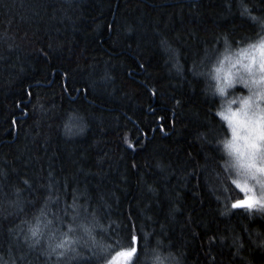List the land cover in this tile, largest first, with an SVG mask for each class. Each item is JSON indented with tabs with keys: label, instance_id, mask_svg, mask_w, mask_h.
<instances>
[{
	"label": "trees",
	"instance_id": "1",
	"mask_svg": "<svg viewBox=\"0 0 264 264\" xmlns=\"http://www.w3.org/2000/svg\"><path fill=\"white\" fill-rule=\"evenodd\" d=\"M249 28L225 0H0V258L42 264L10 229L53 196L54 213L75 201L95 215L110 249L264 264V215L233 209L242 197L217 171L211 102L168 71L176 48L188 67Z\"/></svg>",
	"mask_w": 264,
	"mask_h": 264
},
{
	"label": "clouds",
	"instance_id": "2",
	"mask_svg": "<svg viewBox=\"0 0 264 264\" xmlns=\"http://www.w3.org/2000/svg\"><path fill=\"white\" fill-rule=\"evenodd\" d=\"M225 9L247 21L249 30L238 36L219 34L188 67L176 48L168 71L178 78L188 73L200 81V92L211 102L216 126L209 143L217 171L225 183L237 181L246 188L251 206L245 208L250 216L253 211L264 215V0H225ZM54 203L55 198L49 196L43 207L10 229L14 241L39 253L42 264H75L86 253L97 257L99 264H109L119 249H110L105 225L95 215L82 212L75 201L65 215L52 211ZM7 205L10 215L21 211L18 200H9ZM228 214L227 207L220 212L221 216ZM238 242L237 236L233 241L238 244L237 256L243 247ZM252 242L264 248L260 230L255 231ZM136 259L141 264H184L182 253L160 248L137 253ZM0 264H17V260L0 258Z\"/></svg>",
	"mask_w": 264,
	"mask_h": 264
},
{
	"label": "snow or ice",
	"instance_id": "3",
	"mask_svg": "<svg viewBox=\"0 0 264 264\" xmlns=\"http://www.w3.org/2000/svg\"><path fill=\"white\" fill-rule=\"evenodd\" d=\"M153 95H155V92H153ZM177 103H179V102H177ZM161 130L163 131V128ZM24 183L27 184L28 181L25 180ZM233 183L238 188H240L242 191L246 192V188L243 185H241L239 182L233 181ZM245 206H248V207L251 206L250 204H248L247 198L244 199V200L235 201L232 204V208L233 209L241 208V207H245ZM136 240H137V237L135 235H133L132 236V242H133V244H135ZM136 254H137V248L136 247L130 246L127 249H120V250L116 251L115 254L112 256L111 260L109 261V264H116V260H117L118 257H123L124 260L126 262H129V264H130L132 258L134 256H136Z\"/></svg>",
	"mask_w": 264,
	"mask_h": 264
},
{
	"label": "rangeland",
	"instance_id": "4",
	"mask_svg": "<svg viewBox=\"0 0 264 264\" xmlns=\"http://www.w3.org/2000/svg\"><path fill=\"white\" fill-rule=\"evenodd\" d=\"M234 187L236 188L237 192L240 194V196L242 197L240 200H244L247 198V194L246 192L242 191L240 188H238L235 184H233Z\"/></svg>",
	"mask_w": 264,
	"mask_h": 264
},
{
	"label": "water",
	"instance_id": "5",
	"mask_svg": "<svg viewBox=\"0 0 264 264\" xmlns=\"http://www.w3.org/2000/svg\"><path fill=\"white\" fill-rule=\"evenodd\" d=\"M243 208H245V207H241V208H236V209H243Z\"/></svg>",
	"mask_w": 264,
	"mask_h": 264
}]
</instances>
